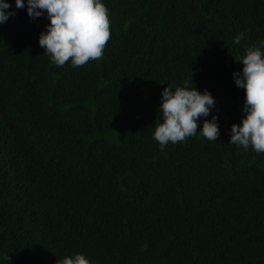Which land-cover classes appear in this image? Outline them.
I'll use <instances>...</instances> for the list:
<instances>
[{
	"label": "trees",
	"instance_id": "16d2710c",
	"mask_svg": "<svg viewBox=\"0 0 264 264\" xmlns=\"http://www.w3.org/2000/svg\"><path fill=\"white\" fill-rule=\"evenodd\" d=\"M3 2L0 264H264V153L229 143L264 0H101L110 40L77 68L39 46L46 13ZM191 79L215 100L197 131L215 115L220 135L161 151L160 94Z\"/></svg>",
	"mask_w": 264,
	"mask_h": 264
},
{
	"label": "clouds",
	"instance_id": "9594fccd",
	"mask_svg": "<svg viewBox=\"0 0 264 264\" xmlns=\"http://www.w3.org/2000/svg\"><path fill=\"white\" fill-rule=\"evenodd\" d=\"M27 15L35 19L46 13L49 21L46 31L39 36L38 44L44 54L57 67L70 63L73 68L90 61L103 59L104 49L111 37V21L107 7L101 0H26ZM11 5L0 0V24L15 15L6 9ZM17 9L25 8V0H15ZM244 33L237 35L233 43L239 45ZM264 41L245 50L239 59L241 73H233L237 88L244 90V116L239 126H231L230 144L264 153ZM185 82L183 87L171 85L161 92L158 110L160 121L155 122L152 138L163 151L169 143L177 144L199 134L214 142L220 135L217 116L204 120L198 129L201 117L210 115L215 100L206 90L201 93ZM5 259L9 260L6 255ZM57 264H90L83 255L65 256Z\"/></svg>",
	"mask_w": 264,
	"mask_h": 264
}]
</instances>
